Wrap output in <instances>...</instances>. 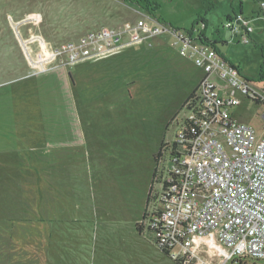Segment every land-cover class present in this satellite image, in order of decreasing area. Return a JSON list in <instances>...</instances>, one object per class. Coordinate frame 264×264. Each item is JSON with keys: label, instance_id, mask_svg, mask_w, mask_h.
Returning a JSON list of instances; mask_svg holds the SVG:
<instances>
[{"label": "rangeland", "instance_id": "obj_1", "mask_svg": "<svg viewBox=\"0 0 264 264\" xmlns=\"http://www.w3.org/2000/svg\"><path fill=\"white\" fill-rule=\"evenodd\" d=\"M131 1L0 0V264H178L147 226L156 156L203 74L173 33L230 39L226 20L258 16L264 0H150L160 5L152 14ZM150 15L148 27L166 28L156 36L31 68V56ZM250 26L248 44L216 45L262 89L264 20ZM239 96L233 117L262 135L264 105ZM194 251L208 264L227 258L214 236L196 239ZM234 261L224 264H264Z\"/></svg>", "mask_w": 264, "mask_h": 264}, {"label": "built area", "instance_id": "obj_2", "mask_svg": "<svg viewBox=\"0 0 264 264\" xmlns=\"http://www.w3.org/2000/svg\"><path fill=\"white\" fill-rule=\"evenodd\" d=\"M260 11L264 18V2ZM146 19L102 27L52 47L43 57L31 56V68L44 72L100 56L166 29L148 27V21L156 20L152 15ZM250 20L242 13L226 20L223 27L232 34L230 42H250ZM173 34L182 45L181 54L193 58L203 74L176 119L174 139L164 143L158 157L159 189L148 229L158 247L181 264H208L196 255L194 243L209 236L226 250L223 264L230 258L264 260V133L259 135L231 113L241 102L239 95L264 105V87L244 77L215 45L190 33Z\"/></svg>", "mask_w": 264, "mask_h": 264}, {"label": "trees", "instance_id": "obj_3", "mask_svg": "<svg viewBox=\"0 0 264 264\" xmlns=\"http://www.w3.org/2000/svg\"><path fill=\"white\" fill-rule=\"evenodd\" d=\"M131 1V0H130ZM131 2H136V3H138L139 5H141V6H143L146 10H148L149 12H150V14H152L153 12H157V10L160 8V5L159 4H155L154 2H152V1H150V0H132ZM203 22H205L204 20H203ZM190 32V34H191V31H189ZM204 34H200V37L202 38V39H204ZM206 41H208L207 39H205ZM215 45V44H214ZM261 79H262V81H264V76H262L261 77ZM163 147H164V143L162 144V147H161V151H162V149H163ZM161 151H160V153L156 156V159L158 160V157L160 156V154H161ZM147 217V213L145 214V218ZM137 228H138V230H142L143 229V225L142 224H138L137 225ZM154 238V237H153ZM154 241L156 242V239L154 238ZM165 254H167V255H169V252L167 251V250H163V249H161ZM237 261H241V259L240 258H238V259H235V261L234 262H237ZM176 263H180V261L179 260H176Z\"/></svg>", "mask_w": 264, "mask_h": 264}, {"label": "crops", "instance_id": "obj_4", "mask_svg": "<svg viewBox=\"0 0 264 264\" xmlns=\"http://www.w3.org/2000/svg\"><path fill=\"white\" fill-rule=\"evenodd\" d=\"M264 2V1H263ZM257 8L258 9H256L258 12V14L256 13V14H254V15H258V16H255V17H251V19L252 20H256V19H263L264 20V18L263 17H259V14H261V11H260V2L258 3V6H257ZM243 14V13H242ZM253 15V16H254ZM41 35L42 36H47V37H50V38H52L51 37V35H49V34H46L45 33V31L44 30H42V33H41ZM204 36H205V34H204ZM206 37H208V36H206ZM209 38H207V40H208ZM251 39L253 40L254 39V37H253V35L251 34ZM205 40V39H204ZM206 41V40H205ZM206 42H208V43H211L212 41L209 39L208 41H206ZM218 43H221L222 45H228L229 43H230V39L228 38V37H226V38H224V39H220L218 42H215V43H211V44H215V47H217V49L220 51V53L229 61V62H231L232 64H234V65H236V66H238L236 63H234V62H232L230 59H229V57L218 47V45H216V44H218ZM238 68L240 69V71H241V68H240V66H238Z\"/></svg>", "mask_w": 264, "mask_h": 264}]
</instances>
